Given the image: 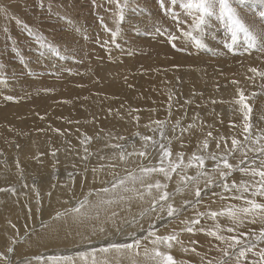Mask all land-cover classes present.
Returning <instances> with one entry per match:
<instances>
[{
    "label": "bare ground",
    "instance_id": "1",
    "mask_svg": "<svg viewBox=\"0 0 264 264\" xmlns=\"http://www.w3.org/2000/svg\"><path fill=\"white\" fill-rule=\"evenodd\" d=\"M14 1L3 0L7 7ZM166 75H174V72L166 73ZM158 76L159 73L156 71L135 75L131 79L133 85L135 84L134 87L117 83L115 90L112 87L100 88L101 91L98 89L100 94L97 92L87 99L85 97L74 101L69 99L71 102L66 103L57 100L59 98H54L55 100L48 103L49 108H46L47 105H41L35 109L26 108L24 111L13 109L6 122L0 121V143L7 148L5 153H0L3 155L0 160V189H3L0 191V253H4L7 260L0 259V264H8L9 261L12 264H38L34 259L36 256L46 258L51 255H71L79 251H87L92 247H99L106 239H122L124 235L131 232L146 235L147 230H156L157 234L168 235L169 230L171 233L174 231V225L176 228L182 225L189 226L192 220L199 219L198 209H202L203 213L207 214L227 207L246 206L244 200L233 198L239 195L238 192L235 190L227 192L223 188L224 183L217 184V181L213 180L217 175L215 172L209 171L208 174L207 169V175L204 176V178L207 177L205 184L200 182L201 177H199L197 182H188L185 185L181 183L180 177L182 175L196 176V172L190 173V167H184L189 163L194 151H223L222 146L216 147L221 138L224 140L222 144L225 146L224 151L232 148L233 137L243 141L245 135L242 127L243 114L239 111L240 105L236 103L239 99V91H243L249 98L248 103L253 108L252 120L258 124L257 120L260 118L255 120V117L260 115L264 104L258 102L257 97H253L254 89L249 84L241 87L231 80L229 87L217 92L218 95L226 93L229 104L199 108L201 102L205 103L217 95L213 94L215 91L212 92V88L195 86L198 82L193 78L185 87V93L181 92V89L176 94V88L169 89L167 81L160 83L158 79L156 80ZM252 78L253 74L247 70L244 79ZM209 89L211 93H208ZM71 90L73 91L74 88ZM206 90L208 91L205 92ZM68 93H66L67 96L71 94ZM77 94L83 96L84 92ZM212 94L214 96H211ZM55 95L58 97L64 94L55 92ZM192 96L194 98L197 96L198 100L196 104L193 102L194 106L189 105V98ZM90 110L95 113L92 114L94 116L90 115L92 112L88 113ZM164 119L168 121L166 145L171 147L173 151L171 159L175 162H179L176 154L183 153L182 170L178 169L177 173H173L170 181H164L163 177L157 174L145 179L147 182L159 179L168 183V188L172 186L173 191L166 189L171 194L168 202L179 210L178 215L169 217L167 204L163 201L156 206L155 211H152V198L147 195L143 200L125 199L111 205L100 203L102 200H118L119 196L133 197V193L123 192L120 189L108 193L101 192L100 189H111L112 183L126 177L128 172L140 176L141 166H159V157L156 156V152H152L151 142L147 148L149 153L147 158L133 155L127 157L125 161L119 160L121 148H114L112 145H121L125 153L144 150L141 136L153 138L151 134L156 131L153 130L155 122ZM87 120L89 121L85 126L84 122ZM206 123L207 126H205ZM260 127L264 130V120L260 126H253L254 136L261 133ZM209 132L212 133L211 136H208ZM159 135L155 133V136ZM86 137L91 139L84 143ZM205 139L209 142L206 150L203 149ZM254 147L256 145L248 144L244 150ZM239 157L241 152L237 150L234 158ZM167 163L166 160L165 165ZM245 166L258 167L259 159L255 160V164L249 162ZM93 169L96 171L93 172ZM233 177L244 180L249 185L259 180H256L257 177L238 171H235ZM234 178L230 176L226 179L229 185ZM128 186L133 185L130 182ZM178 186L182 191H175ZM135 187L139 191H146L140 183H136ZM197 187H202V193H208L207 197L199 203H195L194 197ZM250 192L245 194L249 199L253 198ZM153 194H156L155 190ZM85 198L92 205L98 204L99 207L86 206L81 209L80 214L73 212L72 209L78 207ZM255 199L258 202H264V198L256 197ZM161 205L164 206L163 211H161ZM112 212L118 215L112 217ZM141 212H145L143 217L140 216ZM57 213L61 214L59 218ZM133 217L136 218L137 223L134 225L124 223V221L132 220ZM207 217L210 218V216ZM251 218H245L240 226L234 225L227 216L218 217L214 221L229 223L235 229L233 231L235 233L238 231L236 228L252 231ZM214 221L212 222L215 223ZM262 221L264 220H259V222ZM150 225H154L155 228L150 229ZM117 227L121 229L119 236L116 233ZM101 228L105 231L101 232ZM141 228L145 231L141 232ZM227 228L224 226L221 229L226 231ZM261 229L254 228L253 231L257 234ZM219 234L225 233L219 232ZM254 240H246L248 242L243 243V246H250L248 243ZM144 243L149 248L152 247L147 241ZM226 246L225 243L221 244L222 248ZM9 247H12L14 252L6 253ZM181 248L176 245L174 250L177 256L172 254L178 264L180 262L207 264L206 257L215 261L218 259L217 256H220L219 253L223 254L221 249L203 247L206 254L204 255L199 252L198 246L195 247L198 250L188 251L186 255ZM162 250L165 249L162 248ZM229 251L234 256L236 251L233 249ZM261 251L253 248L247 253L246 258L241 260L253 264L259 261L258 254ZM139 259L141 264H152L151 261H145L142 255Z\"/></svg>",
    "mask_w": 264,
    "mask_h": 264
},
{
    "label": "rangeland",
    "instance_id": "2",
    "mask_svg": "<svg viewBox=\"0 0 264 264\" xmlns=\"http://www.w3.org/2000/svg\"><path fill=\"white\" fill-rule=\"evenodd\" d=\"M184 2L186 0H176L175 3H172V0H119V4L117 0H15L7 7L3 0H0V121L6 122L13 109L24 111L26 108L35 109L41 105H47L46 108H49L48 103L55 100L54 98L66 103L71 102L69 99L72 101L84 97L87 99L97 92L100 94V88L112 87L115 90L117 83H124V86L128 84L127 86L132 88L135 84L133 85L131 79L135 75L148 74L152 71L159 73L156 80L158 79L160 83L167 81L169 89H178L177 91L175 89L176 94L181 89V92L185 93V87L193 78L198 82L195 86L210 87L212 92L215 91L213 93L215 95L221 89L229 87L231 80H234L237 82L235 84L241 87L249 84L254 89L252 94H256L253 97H257L258 102L264 104V77L250 71L253 78L244 79L245 72L250 68L264 72V52L259 49L245 50L246 45L242 36L236 47L233 46L232 49L226 47L231 42L230 34L224 23L216 17L209 18L202 33L194 31L193 17L182 7ZM240 8L249 24H254L257 28L264 26V18L261 17L264 6L246 0ZM121 12L123 20L120 19ZM176 17L184 22L181 24L183 30L192 31L193 36L202 41V47L177 30ZM169 33L175 35L177 39L170 41ZM169 72H174V75L167 76L166 73ZM71 88H74L72 92ZM209 91L208 93H211L210 89ZM55 92L64 95L56 97ZM79 92H84V95L77 94ZM66 93L70 95L67 96ZM213 94L211 96H214ZM216 96L207 100L205 102L207 105L201 102L199 108L230 103L226 99V93ZM189 100L190 106L198 101L197 96L195 98L192 96ZM88 113L95 114L92 110ZM261 117H264V108L260 115L255 117V120L260 118L257 120L258 124L252 120L254 127L261 125L264 120ZM88 121L84 122L85 126ZM161 122L165 136L163 138L161 135L155 136V133L160 134L161 131L157 124L153 128L156 131L151 135L153 140L166 145L168 121L164 119ZM260 129L264 131L261 127ZM85 141L87 142L84 140V143ZM218 143L224 148L223 151H194L192 155L195 153L205 157L203 170L207 173L208 169V174L209 171L217 173L213 179L217 184L228 183L220 178L219 170L216 169L217 162L227 157L230 163L237 165L242 156L234 158L235 152L232 153L231 148L224 151L222 138ZM151 150L158 156V146L152 147ZM6 151V146L0 143V153ZM1 154L0 160L3 158ZM209 154H214L217 160L209 159ZM258 155L255 152L248 154L245 164H241L240 167L251 163V159L256 160ZM189 169L190 173H197L199 170L197 162H193ZM234 173L235 171L232 172V178ZM200 177V182L205 184L207 177ZM258 179L259 177L256 178ZM234 181L238 184L241 180L234 178ZM16 184L19 185L17 182ZM170 187L167 189L173 191L172 186ZM207 194L202 193L199 202L204 200ZM199 202L195 200V203ZM203 212L202 209L197 211ZM207 216V214L200 216V223L195 225V229L203 231L194 230L193 233H189L184 231L186 226L177 228L173 226V232L177 233L183 242L176 245L182 247L181 251L184 254L187 255L188 251L198 246L199 252L204 255L206 254L203 247L223 249L221 247L223 242L208 233L217 230L225 233L221 235L230 236L227 231L218 230L217 224L220 225V229L231 226L225 221L216 222ZM255 219L256 223H251L252 229L264 228V221L259 222L262 220L259 216ZM236 229L238 231L232 232L231 235L240 237L243 243L248 242L246 240H256V237H253L256 231ZM169 232L171 233L170 230ZM240 233L245 235L240 236ZM258 235L259 232L256 236ZM255 240L248 244H255L254 248L263 251L264 241ZM175 246L170 251L177 256ZM185 248L188 251H184ZM238 250L239 246L235 251ZM219 254V257L223 256L222 253ZM219 257L217 256L218 259L213 261V264H218L221 260ZM208 260L212 259L206 257V262ZM8 264H12L11 261ZM229 264H237L235 255L231 257ZM239 264L252 262L240 260Z\"/></svg>",
    "mask_w": 264,
    "mask_h": 264
},
{
    "label": "snow or ice",
    "instance_id": "3",
    "mask_svg": "<svg viewBox=\"0 0 264 264\" xmlns=\"http://www.w3.org/2000/svg\"><path fill=\"white\" fill-rule=\"evenodd\" d=\"M176 0H172V3H175ZM253 3L264 6V0H252ZM246 0H186L182 4V7L186 10L187 14L193 17L192 28L194 31L202 33L204 31L205 26L208 24V20L211 17H216L218 20L224 23L227 32L230 34V43L226 45L229 49H232L233 46L237 45L243 37L244 44L246 45V49H259L264 52V26L257 28L254 24H249L245 15L243 14V10L240 8L241 5L245 4ZM117 4H119V0H117ZM235 4V6H233ZM261 17L264 18V12L261 13ZM123 14L121 12L120 19L123 20ZM177 20V30L181 31L182 35L185 37H189L195 41L198 46H203L202 41L193 36L192 31H185L181 28V24L184 23L176 17ZM177 37L169 33V40L175 41ZM173 47L175 45L173 44ZM59 54V53H57ZM249 71L255 73L261 77H264V72H258L256 68H250ZM233 83H237L233 81ZM253 96L256 94L253 93ZM248 97L245 96L243 91H239V99L236 101L237 104L240 105L239 111L243 114V141L233 137L231 139V152L234 153L237 150L241 152L242 158L240 159L239 164L233 165L229 162L227 157L222 158L220 162H217L216 169L219 170V175L223 179H227L232 175V172L238 171L245 175L250 174L252 177H259V180L254 184L249 185L246 181L241 180L239 184L235 181L229 185L228 183L223 184V188L227 192H231L235 190L239 193V195L234 196V199L244 200L245 205L243 207H227L221 211H211L207 213L210 218L216 220L218 217L227 216L234 225L240 226L244 223L245 218L253 217L251 223H256L255 217L259 216L262 220H264V202H258L256 197L264 198V131H261L260 134H253V123H252V113L253 108L248 103ZM215 103V101H214ZM138 119V118H137ZM264 119V117H261ZM157 125L161 127L160 135L163 138L165 133L163 131V122L156 121ZM235 126V125H233ZM139 135V134H137ZM212 133L209 132L208 136H211ZM86 140H90V137H86ZM123 139V137H121ZM141 140L144 142L143 149L137 152H128L125 153L123 147L121 145H112L114 148H121V152L119 154V160L125 161L127 157L136 155L141 158H147L149 153L147 152V148L149 147V142H151V146L153 148H159V152L157 153L159 157V166H141L140 167V176L135 175L132 172H128V175L123 178H119L115 182L112 183L111 189L102 188L101 192L108 193L109 191L115 192L120 189L123 192H131L134 194L133 197H125L119 196L118 200L110 199V200H102L100 203L111 205L113 203H118L119 201H123L125 199L131 200L133 198H138L143 200L145 195L152 198L151 210L155 211L156 206L160 204L161 201L167 204V215L169 217H173L178 215L179 210L175 208L172 203H169L171 194L166 190L168 188V183L162 182L157 179L154 182H147L146 177H151L153 174H157L162 176L164 181H170L172 179V174L177 173L178 169H181L183 164V153H177L178 161L175 162L171 158L173 156V151L169 145H165L163 143H159L158 141L153 140L151 136H141ZM248 144H254L256 147L248 148L245 151V147ZM209 147V142L207 139L203 141V149H207ZM217 148L220 147V144L217 143ZM87 152V149H85ZM248 152L258 153L259 166L258 167H240L241 164H245V159H247ZM87 157H85L86 159ZM209 159L216 161L217 157L214 154H209ZM168 161L167 165H165V161ZM193 161L198 164V171L196 176H181V183L187 185L188 182H197L200 176H206L207 173L203 170L205 166V157L202 155H196L195 153L189 160V163L184 167H192ZM222 163V167H221ZM252 164H255V160L251 161ZM110 167H115V165H110ZM96 170L93 169V172ZM131 182L133 185L129 187L128 184ZM136 183H140L146 189L145 192L139 191L135 187ZM251 188V192H250ZM3 189H0L2 191ZM155 190V195L153 194ZM176 192L182 191V189L178 186L175 190ZM251 199L245 196L246 193H249ZM91 195V193H89ZM194 197L197 199V202L202 198V190L197 187L194 191ZM186 203H188L186 201ZM86 206L99 207V205H92L87 198L84 201L79 203L78 207L72 209L73 212L80 214L81 209H84ZM164 210V206L161 205V211ZM147 210H145L146 212ZM145 212H141L140 216L143 217ZM60 213H57V218L60 217ZM112 217H116L118 214L116 212H112ZM206 215L205 213H198V216ZM138 221L135 217L132 220L124 221V223L129 225H134ZM200 223L199 219H194L191 221L192 226L185 227L184 231L189 233H193L194 230L203 231V229H195V225ZM154 225H150V229H154ZM217 228L220 229V225L217 224ZM101 232L105 231L104 228L100 229ZM141 232H144L145 229L141 228ZM223 231V229H221ZM227 232L232 233L235 231L233 227H228L226 229ZM117 235H121L120 227L116 228ZM211 236H214L216 240L225 243L227 246L221 251L223 252L224 259H221L218 264H229L230 259L233 253H230L229 249H237L239 246V250L234 253L235 260L237 264H239L241 258H246L247 253L251 252L255 247V244H251L250 246H243V241L240 237L236 235L224 236L219 234V231H210L208 233ZM244 233H240V236H244ZM257 241H264V228H262L259 232V235L256 236ZM144 241H147L151 244V248H149ZM183 242L179 239L177 233L173 232L168 235H160L157 234L156 230H147L146 235H137L135 232L128 233L124 235L122 239H106L103 243L100 244L99 247H92L87 251H79L71 255H51L48 257L36 256L34 259L38 262V264H141L140 257L143 256L145 261H151L152 264H178V261L171 254V249L176 244H182ZM167 249V251L162 250ZM13 248L9 247L7 252H13ZM184 251H188V249H183ZM191 251L195 252V248L191 249ZM259 261L253 262V264H264V251H261L259 254ZM0 259L7 260V256L4 253H0ZM183 264V262H180ZM207 264H213L212 260H208Z\"/></svg>",
    "mask_w": 264,
    "mask_h": 264
}]
</instances>
